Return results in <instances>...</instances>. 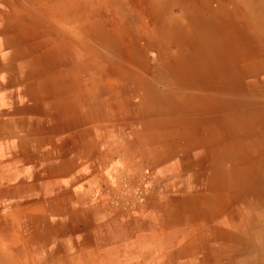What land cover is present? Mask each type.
<instances>
[{
	"label": "rangeland",
	"instance_id": "374dc122",
	"mask_svg": "<svg viewBox=\"0 0 264 264\" xmlns=\"http://www.w3.org/2000/svg\"><path fill=\"white\" fill-rule=\"evenodd\" d=\"M0 4L5 5L0 35L9 34L8 53L27 74L38 75V84L43 74V95L61 100L65 121L74 119L75 129L84 127L85 140L95 138L101 206L108 207L105 202L111 195L107 201L120 199L118 209L130 214L161 202L169 192L204 190L206 181L201 184L195 172L208 162L188 159L197 146L187 134L149 122L170 114L185 117L189 111L215 110L220 114L233 110L243 120H264V0H0ZM220 37L224 42L229 37L227 51L240 50L238 72L231 67L222 73L204 68L202 74L199 67L188 66L194 51H204V43L216 44ZM247 99L254 103L239 105ZM80 141L60 136L52 144L47 140L46 146L72 148ZM218 158L214 165L227 166V159ZM120 173L125 175L119 183ZM256 179L264 180V165ZM224 193L228 192H219ZM247 203L242 201V212L249 210ZM254 208V222L263 229L264 214L258 212H264V205ZM259 227L254 230L256 245L264 239ZM252 239L249 233L248 242ZM256 264L264 261L256 259Z\"/></svg>",
	"mask_w": 264,
	"mask_h": 264
},
{
	"label": "crops",
	"instance_id": "0c3cea01",
	"mask_svg": "<svg viewBox=\"0 0 264 264\" xmlns=\"http://www.w3.org/2000/svg\"><path fill=\"white\" fill-rule=\"evenodd\" d=\"M4 7L0 4L3 18ZM8 35H0V221H6L0 228V264L264 261V250L257 252L264 249V239L258 245L254 241V230L259 227L254 222V206L264 205V180L256 179L264 165V120H243L233 110L224 114L215 110L189 111L185 117L170 114L149 122L170 132H183L197 146L199 150L188 159L196 164L203 158L208 162L206 168L195 172L201 184L206 181L204 190L182 195L169 192L161 202L130 214L118 209L116 204L122 201L113 195L115 201H107L109 195L105 202L108 207H104L98 197L102 183L95 173L99 164L95 138L85 140L84 127L75 129L74 119L65 121L61 100L43 95V74L38 84L37 74L24 71L16 56L8 53ZM228 38L227 42L220 37L216 44L204 43L205 50L194 51L188 66L199 67L202 74L204 68L222 73L230 72L227 69L231 67L238 72L241 52L234 47L232 52L226 50L231 42ZM223 100L219 101L222 106ZM241 102L239 105L254 103L251 99ZM60 136L81 141L72 148L46 146L47 140L52 144ZM137 147L140 149L141 144ZM130 148L135 144L127 146ZM214 156L227 159V166L221 162L214 165ZM124 175L118 176L119 183ZM173 182L168 180V185ZM220 191L228 193L221 195ZM242 201L248 202V211L240 210ZM161 225L165 228L162 231ZM260 230L264 235V224ZM249 233H253L251 243ZM219 234L222 237L218 239Z\"/></svg>",
	"mask_w": 264,
	"mask_h": 264
},
{
	"label": "bare ground",
	"instance_id": "6f19581e",
	"mask_svg": "<svg viewBox=\"0 0 264 264\" xmlns=\"http://www.w3.org/2000/svg\"><path fill=\"white\" fill-rule=\"evenodd\" d=\"M253 3H254V2H253ZM216 10H217V9H216ZM216 10H215V11H216ZM226 13H231V11H229V12L227 11ZM212 17L215 18V15H212ZM218 17H219V16H218ZM200 51H201V50H200Z\"/></svg>",
	"mask_w": 264,
	"mask_h": 264
}]
</instances>
